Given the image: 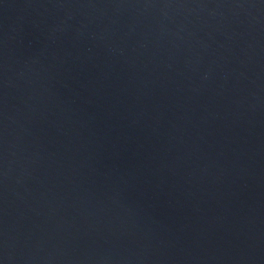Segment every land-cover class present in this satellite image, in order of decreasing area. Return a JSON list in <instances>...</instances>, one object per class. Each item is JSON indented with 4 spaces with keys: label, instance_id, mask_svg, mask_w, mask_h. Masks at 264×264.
Wrapping results in <instances>:
<instances>
[{
    "label": "water",
    "instance_id": "water-1",
    "mask_svg": "<svg viewBox=\"0 0 264 264\" xmlns=\"http://www.w3.org/2000/svg\"><path fill=\"white\" fill-rule=\"evenodd\" d=\"M0 264H264V0H0Z\"/></svg>",
    "mask_w": 264,
    "mask_h": 264
}]
</instances>
